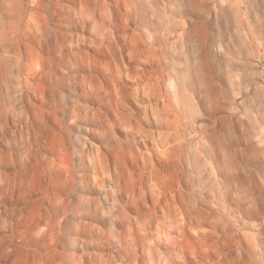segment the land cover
<instances>
[{"label":"rangeland","instance_id":"obj_1","mask_svg":"<svg viewBox=\"0 0 264 264\" xmlns=\"http://www.w3.org/2000/svg\"><path fill=\"white\" fill-rule=\"evenodd\" d=\"M0 264H264V0H0Z\"/></svg>","mask_w":264,"mask_h":264}]
</instances>
